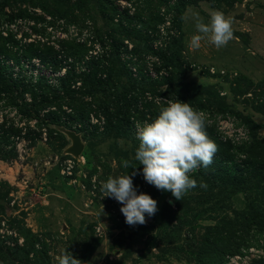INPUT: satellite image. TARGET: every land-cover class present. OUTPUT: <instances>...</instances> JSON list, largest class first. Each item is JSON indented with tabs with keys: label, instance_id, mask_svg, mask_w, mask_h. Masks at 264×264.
Here are the masks:
<instances>
[{
	"label": "rangeland",
	"instance_id": "374dc122",
	"mask_svg": "<svg viewBox=\"0 0 264 264\" xmlns=\"http://www.w3.org/2000/svg\"><path fill=\"white\" fill-rule=\"evenodd\" d=\"M109 1L119 12L113 19L104 18L95 0H41L45 8L18 1L13 7L0 8V45L9 49L15 44L58 50L63 41L88 38L90 30L80 31L84 24L102 32L114 28L120 34L121 27L134 24L147 35L151 29L150 38H156L154 49L138 36L117 34L116 41L119 43L120 37L124 40L121 57L130 67L136 69L141 64L144 74L162 82L155 86L156 92L138 96V111H134L136 118L131 124L133 138L111 133L87 139L80 133L85 144L82 160L67 152L72 139L67 129L60 127L62 134L49 142L38 140L28 147V141H23L15 160L0 159V264H58L67 250L80 264H199L200 249L206 248L207 238L229 229L234 231L235 241L245 236L249 247H245L243 256H232L228 264H264V228L253 222L256 212L264 216V194L260 191L264 183L260 176L252 178L253 168L264 165V0L231 4L222 0L217 5L199 0L198 4L187 5L181 15L171 7L177 0ZM126 9L132 16H141L142 21L127 19L123 14ZM214 11L232 20L233 39L220 49L207 40L199 49L189 47L196 29L191 19L182 17L198 12L207 23ZM66 12L78 16L77 24L67 25L62 15ZM10 14L17 15L11 18ZM87 14L91 18L85 17ZM172 18L177 19L175 23ZM169 29L174 41L165 39ZM162 31L164 34H160ZM111 41L115 42L112 37L106 41L108 50ZM89 44L85 50L91 53ZM160 46L171 55L172 66L165 67L154 53ZM5 55L0 53V58ZM177 98L200 111L232 112L251 129L252 140L241 146H224L207 125L210 138L219 146L215 157L227 162L222 170L228 168L227 174L232 177L210 172L201 175V166L200 172L190 175L198 186L182 201L147 183L143 165H137L139 174L133 177L137 193L154 198L158 211L152 217L146 214L144 225L129 226L120 211L122 205L102 197L101 185L109 176L128 171L122 167L123 160L138 163L134 159L139 146L136 122H150L167 100ZM226 154L230 158H225ZM252 157L258 162L251 166V173L240 174L237 165ZM132 171L130 168L129 174ZM234 174L247 176L239 189L227 182L234 179ZM201 182L206 187H200ZM245 216L252 224L244 221ZM255 236L258 239L254 240Z\"/></svg>",
	"mask_w": 264,
	"mask_h": 264
},
{
	"label": "trees",
	"instance_id": "16d2710c",
	"mask_svg": "<svg viewBox=\"0 0 264 264\" xmlns=\"http://www.w3.org/2000/svg\"><path fill=\"white\" fill-rule=\"evenodd\" d=\"M18 1H30L33 5L45 8L41 0H0V8L13 7V4ZM95 1L100 5L104 18L113 19L114 15L119 13L115 6H110L109 0ZM209 1L216 5L222 2V0ZM224 1L231 4L237 0ZM198 3L199 0H177L171 7L178 12V15H181L187 5ZM80 9H82L81 6ZM106 12L109 13L108 16H106ZM110 14L111 16H109ZM123 14L127 19H141L139 15L129 14L128 9L123 11ZM15 15L10 14L9 16L13 18ZM62 15L66 17L67 25H75L80 20L72 13L66 12ZM85 17L91 18V15L87 14ZM175 18H172V23L176 22ZM86 27H88L87 24L82 25L80 31L83 28L90 30L88 38L84 36L82 42L76 37L68 43L63 41L58 50H54L50 46L46 51L26 46L18 47L15 44L11 49L0 45V53L6 54L4 58H0L1 160H15L20 155L19 144L23 141H28V147L30 144L34 145L38 140L45 139L46 142H49L55 135H61L64 129L83 133L87 139L100 138L111 133L116 136L131 135V124L136 118L135 112L138 111L137 105L140 98L138 96L145 92H156L155 86L162 82L150 74H144L141 64L136 68V72V69L128 65L129 61L122 59L120 46L124 40L120 37L118 43L116 35L138 36L141 41L146 43L147 47L152 49H154L152 44L156 38L154 36L150 38L153 35V31L148 29L150 27L147 29L151 35H147L137 24L121 27V34L114 28L102 32L101 28L93 30L90 28L91 26L88 27L90 29ZM164 30L166 29L164 28ZM165 33V39L174 41L170 29ZM160 34H164V32L162 31ZM110 37L115 42H110L111 49L108 50L105 45ZM89 42L91 53L85 50L86 44ZM52 49L53 51L50 52ZM164 49L163 46H160L154 53L164 61L165 67H170L172 58L171 55L165 53ZM166 77L163 76V78ZM163 81L166 80L163 79ZM206 131L211 137V131L207 129ZM223 144L232 146L228 143ZM227 157L230 158L226 154L225 158ZM255 162L258 161L252 157L244 164H238L239 173L240 171L242 175L251 173V166ZM226 165L227 162L224 159L214 156L213 163L203 170L200 169L199 172L202 170L201 175L210 172L214 176L222 175L230 178L232 176L227 174L229 169L222 170ZM257 166L253 168L252 178L260 176V182L264 183V165L261 163ZM233 176H235L234 179L227 182L234 189H239L247 181V176L239 177L237 174ZM260 191L264 194V186ZM254 218L255 225L260 229L264 228V216L260 212H256ZM244 221L251 223V219L246 216ZM231 233L233 235H230ZM244 237L241 236L239 240L235 241L234 231L229 229L219 232L215 238L210 237V240L207 238L206 248L200 249L199 264H228L232 256H243L245 247H249L245 244ZM255 239L258 238L255 236ZM207 259H211L210 263Z\"/></svg>",
	"mask_w": 264,
	"mask_h": 264
},
{
	"label": "clouds",
	"instance_id": "9594fccd",
	"mask_svg": "<svg viewBox=\"0 0 264 264\" xmlns=\"http://www.w3.org/2000/svg\"><path fill=\"white\" fill-rule=\"evenodd\" d=\"M182 19L194 22L196 33L189 42L193 49H199L205 40L220 49L233 39L232 20L221 11L212 12L207 23L198 12ZM135 126L139 146L134 159L138 163L123 160L122 167L128 171L109 176L100 189L102 197L115 199L122 205L120 211L129 226L144 225L146 214L152 217L158 211V202L154 198L145 192L137 193L133 183V177L139 174L137 165H143L142 174L147 183L182 201L198 186L190 173L201 166L209 167L219 151V146L207 134L206 114L178 98L167 100L150 122H136ZM130 168L133 169L131 174ZM199 186L206 187L203 182ZM58 264H80V260L67 250Z\"/></svg>",
	"mask_w": 264,
	"mask_h": 264
},
{
	"label": "built area",
	"instance_id": "2783aa9c",
	"mask_svg": "<svg viewBox=\"0 0 264 264\" xmlns=\"http://www.w3.org/2000/svg\"><path fill=\"white\" fill-rule=\"evenodd\" d=\"M204 113L207 116V125L212 128L219 142L241 146L252 140L251 129L235 114L230 112ZM80 158L84 160L83 156H80ZM199 170L200 168L191 172L190 175L197 173Z\"/></svg>",
	"mask_w": 264,
	"mask_h": 264
},
{
	"label": "water",
	"instance_id": "95a60500",
	"mask_svg": "<svg viewBox=\"0 0 264 264\" xmlns=\"http://www.w3.org/2000/svg\"><path fill=\"white\" fill-rule=\"evenodd\" d=\"M66 133L72 139V144L67 148V152L75 155L76 157L80 156L85 148V144L80 133L75 130H66Z\"/></svg>",
	"mask_w": 264,
	"mask_h": 264
}]
</instances>
